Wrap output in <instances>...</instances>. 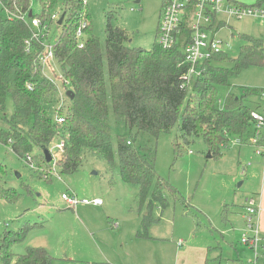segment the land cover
<instances>
[{
	"label": "rangeland",
	"instance_id": "rangeland-1",
	"mask_svg": "<svg viewBox=\"0 0 264 264\" xmlns=\"http://www.w3.org/2000/svg\"><path fill=\"white\" fill-rule=\"evenodd\" d=\"M259 0H225L218 20L225 25L217 35L227 43L230 59L240 54L242 35L264 40V15L241 18L228 12L236 2L254 5ZM95 35L106 39L108 24L125 29L128 45L150 49L158 38V25L163 0H87ZM34 14L41 12L37 0H32ZM54 12L61 17L64 5ZM65 24H68L66 18ZM55 25L50 28V36ZM57 29L55 30V32ZM42 75L53 80L50 113L71 108L67 91L73 86L63 81V69L53 57L43 64ZM228 66L231 63H227ZM44 77V76H43ZM264 88V63H255L229 76L227 85L218 88V105L225 106L230 94L240 97L244 90ZM245 104L264 111V100L256 93L243 99ZM8 114L14 111L8 100ZM158 139L140 132L136 142L156 147V170L178 190L168 193L170 205L155 204L154 215L160 217L149 230L151 238L139 237V187L125 182L119 168L86 152L77 172L66 174L57 158L45 161L36 148L32 159L19 156L0 141V164L6 172L0 181L20 192L10 202L0 195V238L7 231L27 228L24 240L13 245V251L23 253L28 246L46 248L55 258L54 264H253L255 250L242 241L246 224L241 218L242 204L258 196L264 184V154L249 142L232 138L223 148L222 156L209 157V148L202 136L186 143L179 132V123ZM114 137L125 132L126 126L111 117ZM0 125L7 126L0 117ZM180 149L175 150V145ZM57 150L56 147L54 151ZM33 165V166H31ZM63 193H75L79 198H101L102 205L79 204L69 207ZM230 211V212H229ZM249 235H253L249 232ZM179 241L183 244L180 245ZM259 261L264 257L263 239L258 243ZM185 249L186 252H179Z\"/></svg>",
	"mask_w": 264,
	"mask_h": 264
},
{
	"label": "trees",
	"instance_id": "trees-1",
	"mask_svg": "<svg viewBox=\"0 0 264 264\" xmlns=\"http://www.w3.org/2000/svg\"><path fill=\"white\" fill-rule=\"evenodd\" d=\"M37 1L41 12L32 11L31 17L55 25L47 42L62 66L63 81L71 82L75 96L71 99L67 95L72 101L68 111L60 108L56 117L51 115L56 84L42 75V57L47 49L34 39L28 19L21 17L29 16L32 0H0V117L7 125H0V141L23 158L36 148L41 154L49 148L66 174L80 169L86 152H95L113 169L118 167L125 182L139 187L141 220L137 233L150 237L148 230L160 220L154 215L155 204L168 207V193L177 196L178 190L157 173L156 147L139 145L138 135L146 132L158 139L181 116L179 132L186 143L202 136L211 156H222L232 138L249 132L251 112L257 107L243 99L258 94V90H244L240 97L230 94L225 106L220 107L218 88L229 83L231 74L264 61V40L242 35L237 58L230 59L226 52L217 54L205 62L200 76L186 80L182 43L173 48L158 42L150 49L131 47L128 32L111 23L103 40L93 32L87 0ZM60 3L65 12L61 24L59 19H50ZM84 22V36L80 38L77 32ZM81 40L83 46H79ZM9 98L14 108L11 116L7 113ZM58 116L64 120L57 121ZM112 116L127 130L116 137ZM61 142L63 149L54 151ZM179 149L180 144H176L175 150ZM4 172L6 168L0 164V174ZM0 195L14 202L20 192L0 181ZM27 232V228L7 231L0 238V264H54L55 258L44 247L13 251V245L24 240Z\"/></svg>",
	"mask_w": 264,
	"mask_h": 264
},
{
	"label": "built area",
	"instance_id": "built-area-1",
	"mask_svg": "<svg viewBox=\"0 0 264 264\" xmlns=\"http://www.w3.org/2000/svg\"><path fill=\"white\" fill-rule=\"evenodd\" d=\"M224 2L225 0H163L162 2L157 42L165 48H173L182 43V64L187 66L183 77L186 80L200 76L206 61L211 60L217 54L226 52L227 43L217 35L220 27L216 26L220 25L217 15L221 11ZM228 12L239 18L245 15H255L258 12L264 15V0H259L254 5H230ZM58 13L54 12L50 19L53 21L60 19ZM21 17L28 19L31 23L34 39L46 47L47 52L42 57V63L45 64L54 57L52 45L47 42L51 28L49 21L44 22L39 17H31L26 14ZM85 26L86 22L78 29L77 35L80 38L84 36L82 29ZM83 45L84 42L81 40L79 46ZM257 95L264 100V88L258 91ZM258 107L251 112L252 126L249 132L239 140L257 145L259 147L257 152L264 154V111L259 110ZM63 120V117H57V121L62 122ZM55 147L62 150L63 143H58ZM27 158L31 160V154L27 155ZM62 198L65 199L69 207L79 204H103L101 198H79L75 193H63ZM260 212L261 206L256 198H247L244 212L246 231L243 234L242 241L255 250V257L250 261L253 264H258L259 259L258 219ZM249 232H252L253 235H249ZM179 244L182 245L183 242L179 241Z\"/></svg>",
	"mask_w": 264,
	"mask_h": 264
},
{
	"label": "crops",
	"instance_id": "crops-1",
	"mask_svg": "<svg viewBox=\"0 0 264 264\" xmlns=\"http://www.w3.org/2000/svg\"><path fill=\"white\" fill-rule=\"evenodd\" d=\"M162 7V6H161ZM220 25H225V22L223 20L220 19ZM247 200V199H246ZM246 200L245 202L242 204L241 208H242V212L240 213L241 215V218L243 219L244 223H245V220H244V212H245V206H246ZM257 202L259 203V205L261 206V212H260V216H259V219H258V230H259V237H260V242H261V238L263 239V248L262 250L264 251V184L262 185V188H261V192L258 196V199L256 198ZM230 212V211H229ZM139 227L137 229V232L140 228V215H139ZM161 220V219H160ZM159 220V221H160ZM158 222V221H157ZM156 222V223H157ZM156 223H154L153 225H155ZM158 224V223H157ZM152 225V226H153ZM151 226V227H152ZM150 227V228H151ZM138 235V233H137ZM150 235V234H149ZM139 236V235H138ZM153 236V235H152ZM152 236L148 237V238H151ZM140 237V236H139ZM154 237V236H153ZM179 252H186L185 249H179ZM258 264H264V257L259 261L258 259Z\"/></svg>",
	"mask_w": 264,
	"mask_h": 264
},
{
	"label": "water",
	"instance_id": "water-1",
	"mask_svg": "<svg viewBox=\"0 0 264 264\" xmlns=\"http://www.w3.org/2000/svg\"><path fill=\"white\" fill-rule=\"evenodd\" d=\"M29 16H32V11H30ZM64 16H65V14H63V15L60 17V19H59V21H58L59 24H61V23L63 22V20H64ZM67 95H68L71 99H73L74 96H75V92H74V90L69 89V90L67 91ZM43 154H44V156H45L47 162H50L51 160H53V154H52V151H51L49 148H44V149H43ZM208 156L211 157L210 152H209V155H208Z\"/></svg>",
	"mask_w": 264,
	"mask_h": 264
}]
</instances>
